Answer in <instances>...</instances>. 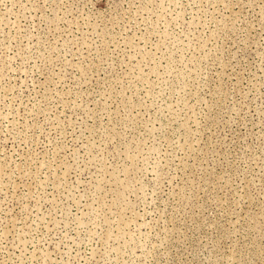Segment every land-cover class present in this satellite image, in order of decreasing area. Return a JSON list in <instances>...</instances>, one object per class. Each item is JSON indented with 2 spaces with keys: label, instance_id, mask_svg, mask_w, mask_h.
Segmentation results:
<instances>
[{
  "label": "rangeland",
  "instance_id": "1",
  "mask_svg": "<svg viewBox=\"0 0 264 264\" xmlns=\"http://www.w3.org/2000/svg\"><path fill=\"white\" fill-rule=\"evenodd\" d=\"M0 264H264V0H0Z\"/></svg>",
  "mask_w": 264,
  "mask_h": 264
}]
</instances>
